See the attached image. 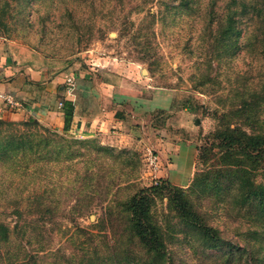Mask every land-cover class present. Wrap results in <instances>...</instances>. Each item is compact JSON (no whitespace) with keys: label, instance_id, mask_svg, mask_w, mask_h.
I'll return each instance as SVG.
<instances>
[{"label":"rangeland","instance_id":"374dc122","mask_svg":"<svg viewBox=\"0 0 264 264\" xmlns=\"http://www.w3.org/2000/svg\"><path fill=\"white\" fill-rule=\"evenodd\" d=\"M162 1L0 0V65L44 69L47 81L59 76L63 85L73 74L83 111L113 109L119 122L107 130L97 124L90 132H72L66 145L37 127L10 126L0 133V221L14 228L13 244L37 249V264H116L82 261L95 248L103 259L115 248L112 229H124L120 220L111 228L106 206L161 177L188 190L233 248L259 247L248 234L254 222L233 207L234 193L216 186L202 191L193 181L218 166V158L207 164L199 158L212 141L217 115L256 91L264 118V15L245 28L233 52L218 33L231 0H195L192 10L185 3L173 8L181 0ZM256 1L264 6V0ZM203 73L211 79L204 82ZM147 148L159 156L157 169L147 162ZM48 153L50 162L44 160ZM90 179L92 187L83 190ZM155 195L164 229L180 231L171 239L175 264H215L211 255L217 252L188 244L187 230L177 226L176 213H168L166 190ZM49 217L55 219L38 222ZM8 248L0 234V264H24L8 261ZM131 248L143 255L137 242Z\"/></svg>","mask_w":264,"mask_h":264},{"label":"trees","instance_id":"16d2710c","mask_svg":"<svg viewBox=\"0 0 264 264\" xmlns=\"http://www.w3.org/2000/svg\"><path fill=\"white\" fill-rule=\"evenodd\" d=\"M150 2H154V0H150ZM195 2V0H181L173 8H178L185 3L186 9L192 10ZM231 3L232 6L226 13L228 21L226 24L221 22L218 25V33L222 37L220 42L225 41L234 50L233 52H236L240 48L237 45L238 39L246 32L245 28L254 23V18L260 20L259 17L264 15V6L259 5L256 0H231ZM161 5L164 6V3ZM149 14L156 17V12H152L151 8ZM216 39L219 40L220 38L216 37ZM218 46L217 43L216 47L218 48ZM202 76H206L203 77L206 78L204 82L211 79L209 74L203 73ZM262 101L261 96L254 91L241 98L238 103L231 104L221 112V115H217L219 124L211 135L212 141L203 149L201 148L199 158L206 164L210 161L215 162L218 158V166H213L211 170L209 169L210 171L199 172L193 181V186L201 187L202 191H208L216 186L218 189L227 188L234 193L233 207L238 211H244V214L254 222L256 229L254 231L252 229L248 234L253 236L255 243L259 244L257 249L252 247L233 248L230 244L231 241L225 237L222 230L209 223L204 212L195 205L188 190L174 186L161 177L156 180L157 183L139 188L126 200H110L106 206L109 224L111 228H114L117 221L120 220L124 224V229L121 233L112 229L115 248L106 251L103 259L102 256H99L101 251L95 248L93 254L82 261H116V264H126L127 261L137 259L143 261V264H175L176 257L171 239L173 238L172 235L180 231L175 230L176 226L173 227L174 231L172 232L165 230L157 215L158 201L155 193L157 194L161 190H166V194L169 195L168 213H176L174 217L177 220V226L179 224L187 230L188 244L192 246L199 243L204 248V253L217 252L211 255V260L215 264H240V261L256 264L257 259L260 262L264 261V257H260L264 250V118L260 116L263 113ZM75 109L72 100H62L64 116L62 132L56 128L45 126L33 118L15 121L0 117V133L8 131L10 126L21 125L25 129L37 127L59 137L58 139L62 140V145H66L70 143V134L74 132L71 129L75 122ZM218 112L219 110L216 111V113ZM52 141L54 142V139ZM11 144L18 147V145H23V142L21 141V144L11 142ZM45 144L49 145L50 141H46ZM214 146L217 147L218 151L214 152ZM76 155L82 156L80 153H76ZM86 156L88 157L87 162H89L91 152H88ZM44 160L51 161L50 153L45 156ZM123 163L130 164L131 162L123 161ZM135 169L136 166H134L133 171ZM210 173H214L215 178L212 179ZM76 175L82 179L83 174L79 170L76 171ZM260 176L261 178H259ZM85 178H89V175ZM91 187L92 180L90 179L83 186V190ZM48 210H50V206H47L44 213H47ZM54 219L55 217H49L48 221L43 218L39 219L38 222L42 220L45 224ZM73 220H76V217ZM14 233V228L0 221V234L9 244L7 260L25 261L24 264H37V249L27 248L26 245L22 244L23 241L18 242L17 246L13 244ZM124 234L128 236V242L122 240ZM135 242L140 245L143 251V255L140 257L134 255L136 253L131 248V244ZM247 254H249V258L246 257Z\"/></svg>","mask_w":264,"mask_h":264},{"label":"crops","instance_id":"0c3cea01","mask_svg":"<svg viewBox=\"0 0 264 264\" xmlns=\"http://www.w3.org/2000/svg\"><path fill=\"white\" fill-rule=\"evenodd\" d=\"M0 60H3L1 53ZM46 76L44 69H21L17 66L0 65V93L11 96L14 101L10 103L0 99L1 117L15 121L33 118L62 132L64 116L60 103L64 99H70L76 108L71 131L90 132L96 129L97 124L101 129L107 130L113 124L119 123L113 109L103 107L90 114L84 112L86 107L81 106V91L75 90L70 94L66 84L60 83L59 76H55L52 81H47Z\"/></svg>","mask_w":264,"mask_h":264},{"label":"built area","instance_id":"2783aa9c","mask_svg":"<svg viewBox=\"0 0 264 264\" xmlns=\"http://www.w3.org/2000/svg\"><path fill=\"white\" fill-rule=\"evenodd\" d=\"M65 84H66V88H67L68 92L70 94H73L76 90V87H77V79H76L75 75H73V74L67 75V77L65 79ZM0 99L6 100L10 103H14L12 97L7 96L4 93H0ZM60 105L62 106V102L60 103ZM147 149H148L147 162L151 168L157 169L159 166V156L156 153H154L150 148H147Z\"/></svg>","mask_w":264,"mask_h":264}]
</instances>
